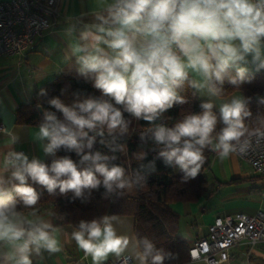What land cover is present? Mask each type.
<instances>
[{
    "label": "clouds",
    "instance_id": "9594fccd",
    "mask_svg": "<svg viewBox=\"0 0 264 264\" xmlns=\"http://www.w3.org/2000/svg\"><path fill=\"white\" fill-rule=\"evenodd\" d=\"M92 15L91 22L66 21L64 60L101 95L77 94L71 105L48 98L56 111L44 110L32 134L45 155L56 157L63 149L79 160L65 155L49 164L14 149L3 155L0 264H33V256L60 251L57 229L35 210L41 199L36 185L49 194L71 192L83 202L101 187L102 196L109 198L147 182L156 171L155 159L140 163L131 176L115 163L132 119L154 125L141 135V146L181 172L185 182L201 172L206 151L224 160L246 155L252 147L248 137L255 135L257 144L264 139V115L257 114L261 127L255 132L246 126L253 115L250 98L234 95L218 106L212 99L224 93L226 83L239 90L264 70V0H101ZM186 87L208 97L201 100L200 111L183 115L172 126L156 123L174 106L187 103L182 95ZM38 96L43 102L47 90L40 89ZM257 102L264 105V97ZM18 141L8 133V145ZM146 157L147 151L137 155L140 161ZM21 208L32 211L25 215ZM57 219L65 217L57 214ZM116 219L103 215L75 224L72 238L92 264H105L109 257L122 264H164L171 256L146 236L119 234ZM190 255L193 261L200 258L196 252Z\"/></svg>",
    "mask_w": 264,
    "mask_h": 264
},
{
    "label": "crops",
    "instance_id": "0c3cea01",
    "mask_svg": "<svg viewBox=\"0 0 264 264\" xmlns=\"http://www.w3.org/2000/svg\"><path fill=\"white\" fill-rule=\"evenodd\" d=\"M100 4L101 0H59V13L55 25L48 28L41 37H37L23 56L0 55V160L7 151L13 149L41 161L53 158L51 155H45L40 144L32 138L39 124L18 122L16 110L22 104L31 101L35 90L54 80L59 74L76 73L75 66L65 64L64 60L69 45V40L63 34L67 27L66 21L76 18L91 22L92 13L100 10ZM249 67L251 68V65ZM198 95L201 99H208L206 95ZM234 95L244 96L240 90H235L227 96L212 99L218 106ZM9 132L19 137L17 144L8 145ZM233 161H239L236 154L220 160L218 155L212 152L210 165L202 172L205 175L204 179L207 180L205 194L196 201L171 203V208L179 215L177 236L189 246L197 239L207 236L208 225L217 216L239 212L246 214L264 212V176L256 174L255 190L240 193L234 190L240 180L236 177L238 173ZM30 212H26L25 215ZM37 214L57 229L60 251L33 256V264H71L77 259L82 260L83 264H92L91 258L85 257L72 238L75 228L57 225V217L52 206L37 211ZM115 216L117 217L115 227L119 234H134L131 216ZM229 255L221 264H264V242L252 247L239 242L229 249ZM113 259L116 258L109 257L107 261ZM183 264L206 263L202 259L193 261L189 258Z\"/></svg>",
    "mask_w": 264,
    "mask_h": 264
},
{
    "label": "trees",
    "instance_id": "16d2710c",
    "mask_svg": "<svg viewBox=\"0 0 264 264\" xmlns=\"http://www.w3.org/2000/svg\"><path fill=\"white\" fill-rule=\"evenodd\" d=\"M254 71V70H253ZM225 91L221 95L227 96L238 89H233L229 84H225ZM40 89L47 90L48 96L41 101L38 96ZM239 90L244 97L250 98L248 105L252 112V117L245 121L250 132H254L261 126L257 123V114L264 115V105L257 102V98L264 97V70L255 72L254 78L250 83H244ZM80 97L96 96L101 93L92 86L90 81L81 78L77 73H61L54 80L46 83L39 89L35 90L32 99L27 104H22L16 110V119L20 123L37 125L41 122L42 110L56 111L50 109L47 99L50 97H59L66 105H71L76 95ZM187 103L176 105L163 115L160 121L168 126H172L183 115L190 112L200 111L201 98L198 94L193 95V90L185 88L182 93ZM61 114L57 112V116ZM128 119H132L125 113ZM145 121L131 120L129 130L126 136L122 137L119 143L125 145L123 150L117 151L115 155L118 159L115 163L125 168L127 175H133L138 169L140 163L147 164L148 161L155 159L156 171L148 176L147 182L132 189L123 190L121 196L113 195L104 198L103 187L98 191L93 190L90 196L82 202L81 199H73L72 193L61 195L57 189L55 194H49L46 190L36 185L37 191L41 194V199L35 206L36 211H40L48 206H52L56 217L57 214L64 215V221L57 219V225H69L75 228L81 220L90 221L103 215H127L133 219L134 234L141 237H148L158 248L164 249L171 253L166 258L164 264H183L189 260L188 243L177 236L179 215L171 208V203L176 201H196L205 194L207 189V180L201 175L207 169L211 162V151L205 152L206 162L201 168V172L196 178L188 181L182 180V173L164 165L161 159L157 158V153L150 147H142L144 143L141 135L147 133L150 127ZM219 127V126H218ZM151 145V140H148ZM102 152L107 153L108 149L99 144L95 146ZM142 151H147L145 160L140 161L137 155ZM70 156L74 161L79 157L74 152H66L63 149L56 153V157L42 160L45 163H51L54 158L61 156ZM24 214L32 209L21 208Z\"/></svg>",
    "mask_w": 264,
    "mask_h": 264
},
{
    "label": "built area",
    "instance_id": "2783aa9c",
    "mask_svg": "<svg viewBox=\"0 0 264 264\" xmlns=\"http://www.w3.org/2000/svg\"><path fill=\"white\" fill-rule=\"evenodd\" d=\"M58 7L59 0H0V55L23 56L37 37L55 25ZM248 139L252 144L248 153L236 155L255 174L264 176V139L258 144L255 135ZM239 242L251 247L264 242L263 211L215 217L208 225L207 236L190 245L189 258L192 259L191 252H196L206 264H221L229 258V249ZM71 264L83 262L77 259ZM105 264H122V261L113 259Z\"/></svg>",
    "mask_w": 264,
    "mask_h": 264
},
{
    "label": "rangeland",
    "instance_id": "374dc122",
    "mask_svg": "<svg viewBox=\"0 0 264 264\" xmlns=\"http://www.w3.org/2000/svg\"><path fill=\"white\" fill-rule=\"evenodd\" d=\"M234 166L236 168V172L238 173L236 177H239L238 180H240L238 183H236V187H234V190H237L240 193L243 192H250L252 190H255V184L254 180L257 179L256 174L252 171L250 166L244 162L243 160L239 159V161H233ZM215 171V170H214ZM207 174V171H206ZM203 178L205 177L204 174L201 175ZM207 176V175H206ZM251 177H254L253 179ZM231 178L228 180L230 181Z\"/></svg>",
    "mask_w": 264,
    "mask_h": 264
},
{
    "label": "water",
    "instance_id": "95a60500",
    "mask_svg": "<svg viewBox=\"0 0 264 264\" xmlns=\"http://www.w3.org/2000/svg\"><path fill=\"white\" fill-rule=\"evenodd\" d=\"M38 110L43 113L42 107L41 106H37Z\"/></svg>",
    "mask_w": 264,
    "mask_h": 264
}]
</instances>
